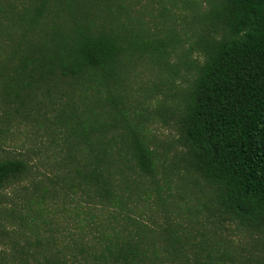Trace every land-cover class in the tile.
I'll list each match as a JSON object with an SVG mask.
<instances>
[{"label": "trees", "instance_id": "obj_1", "mask_svg": "<svg viewBox=\"0 0 264 264\" xmlns=\"http://www.w3.org/2000/svg\"><path fill=\"white\" fill-rule=\"evenodd\" d=\"M139 2L0 0L2 116L44 128L54 147L45 171L0 159V190L29 179L20 223L50 229L41 248L21 247L22 264H264V0H161L157 21ZM145 61L183 81L170 105L178 160L211 202L194 208L211 226L196 238L133 214L162 167L127 90ZM51 208L70 222L41 219Z\"/></svg>", "mask_w": 264, "mask_h": 264}, {"label": "rangeland", "instance_id": "obj_2", "mask_svg": "<svg viewBox=\"0 0 264 264\" xmlns=\"http://www.w3.org/2000/svg\"><path fill=\"white\" fill-rule=\"evenodd\" d=\"M160 2L161 0H140L134 9L142 11L145 19L153 16V19L157 21L156 14ZM147 11L150 13L149 16L146 14ZM179 73L182 74L183 70L181 69ZM129 79L127 86L129 98L138 99L139 103L135 107L136 110L145 108L142 110V122L159 153V162L162 165L154 179L153 186L149 188V195L146 197L142 194L137 198L135 197L138 199V203L134 206L133 214L138 215L140 219L158 230H161L168 221L172 228L177 225L175 223H180L183 226V231L188 232L189 236L196 238L201 233L205 235L206 232L203 228L209 229L211 226L200 222L203 219L202 214L196 213L198 219H195L193 214L195 207H202L203 203L211 204L209 199L205 198L209 189L201 182L195 183L193 181L194 176L186 173L183 163L178 160L182 146L179 144L175 125L176 115L172 114L173 108L170 106H173L177 100V89L181 85L180 82L183 83V81L177 77L174 85H171L167 75L160 73L156 66L147 61L138 64ZM1 112L0 104V159L24 158L36 168V172L37 170L45 171L46 166H48L47 163H50L54 158V154L51 152L54 147L49 141L48 132L32 121L23 120L14 114L9 113V117L6 119ZM163 170L168 172L167 176H164ZM156 180L157 185L161 188L158 191L155 188ZM30 196L29 179L10 184L0 190V264H22L24 257H29L20 252L21 247L24 246L29 250L37 247L39 249L42 245L36 247L34 238L36 236L39 238L43 236L44 238L50 233L47 226L42 227L43 222L40 220H37L35 224H32L29 216H27L26 223L21 224L18 220V213L23 215L26 211L32 215L25 204L26 198ZM74 197L76 198V196ZM11 208L14 210L13 215L6 214ZM71 208L73 209V207ZM94 210L96 215L94 219L103 220L105 214L99 208H94ZM51 211L57 217L55 224L59 228L65 225L66 220L70 222L71 217L68 210H64L63 213L61 209L54 210L52 208L47 209L48 214L43 212L41 219L46 218ZM68 227L75 231L71 224ZM222 230L231 233L225 228ZM241 239V242L249 241L247 235L242 236ZM247 246L249 245L247 244Z\"/></svg>", "mask_w": 264, "mask_h": 264}]
</instances>
